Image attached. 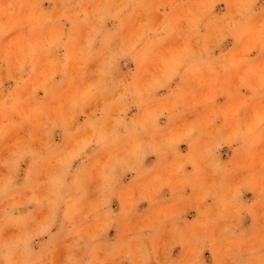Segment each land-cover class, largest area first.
<instances>
[{"label": "rangeland", "instance_id": "rangeland-1", "mask_svg": "<svg viewBox=\"0 0 264 264\" xmlns=\"http://www.w3.org/2000/svg\"><path fill=\"white\" fill-rule=\"evenodd\" d=\"M262 24L264 0H0V264H260Z\"/></svg>", "mask_w": 264, "mask_h": 264}, {"label": "clouds", "instance_id": "clouds-1", "mask_svg": "<svg viewBox=\"0 0 264 264\" xmlns=\"http://www.w3.org/2000/svg\"><path fill=\"white\" fill-rule=\"evenodd\" d=\"M262 28H264V24H262ZM262 36H264V33H262ZM138 251H140L141 253H143L144 251V246L143 245H140L138 247ZM133 264H148V261L146 258H141V259H138V260H134L133 261ZM260 264H264V260H262L260 262Z\"/></svg>", "mask_w": 264, "mask_h": 264}, {"label": "snow or ice", "instance_id": "snow-or-ice-1", "mask_svg": "<svg viewBox=\"0 0 264 264\" xmlns=\"http://www.w3.org/2000/svg\"><path fill=\"white\" fill-rule=\"evenodd\" d=\"M259 122L262 129H264V111L260 113Z\"/></svg>", "mask_w": 264, "mask_h": 264}]
</instances>
